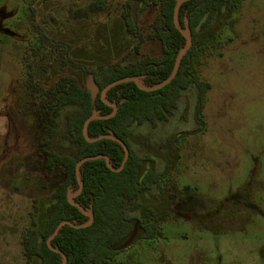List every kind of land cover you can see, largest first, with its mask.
I'll list each match as a JSON object with an SVG mask.
<instances>
[{"label": "rangeland", "instance_id": "obj_1", "mask_svg": "<svg viewBox=\"0 0 264 264\" xmlns=\"http://www.w3.org/2000/svg\"><path fill=\"white\" fill-rule=\"evenodd\" d=\"M99 1L0 0V264H25L22 235L34 207L41 220L60 181L54 175L42 189L29 83L47 88L61 76H82L71 67L50 68L56 51L48 44L69 46V56L87 66L160 55L156 42L135 51L137 41L121 21L126 0H106L104 10L84 16ZM153 16H143L144 32ZM40 32L47 47L34 56ZM205 36L193 73L209 87L202 132L169 141L197 127L193 88L168 122L132 130L136 153L169 172L162 190L142 195L137 212H154L156 238L120 251L116 264H264V0H240L237 11L215 20Z\"/></svg>", "mask_w": 264, "mask_h": 264}, {"label": "trees", "instance_id": "obj_2", "mask_svg": "<svg viewBox=\"0 0 264 264\" xmlns=\"http://www.w3.org/2000/svg\"><path fill=\"white\" fill-rule=\"evenodd\" d=\"M106 3L101 0L90 5L84 16L104 10ZM239 3L240 0H189L180 6L175 23L176 0H126L121 7V21L125 33L137 41L135 51L139 53L145 42H156L160 46L159 56L142 57L128 64L82 65L69 56V46L48 44L56 51L54 64L48 63L49 67L74 68L80 71L82 80L64 75L47 88L35 81L29 83L31 113L38 123L34 146L38 168L44 177L42 189L48 187L54 175L59 176L60 181L49 197L41 220L35 219L37 209L34 207L30 228L22 235L20 245L25 264H62L61 255L47 247L48 238L62 221L74 225L88 223L89 218L68 202V195L79 191L76 165L87 157L105 156L110 167L104 159L88 161L80 167L83 189L73 202L85 212H91L94 220L80 229L63 226L52 240L51 246L64 255L66 264H116L118 248L129 238L136 223L138 233L133 243L156 238L158 220L154 212L146 210L142 216H137V212L143 210L142 195L155 188L162 190L169 171H157L151 157L136 153L131 143L132 130L144 124L155 129L168 122L182 94L193 88L196 90L194 120L197 127L188 133H177L169 141L202 132L204 98L209 87L193 75L196 59L206 47L203 38L206 39L210 25L222 17L229 19ZM150 11L154 16L144 32L141 20ZM186 28L191 47L181 58L175 78L160 89L146 90L171 75L186 45L179 29ZM46 47L47 37L40 32L33 55L41 54ZM32 77L29 73V78ZM123 78H135L139 84L122 83L108 89L103 96L108 85ZM90 84L98 91L96 97L92 96ZM112 105L116 112L109 117L113 113ZM92 115L102 119L89 123L85 137L84 123ZM101 136H112L127 146L129 156L120 172L111 168H120L125 157L123 147L110 139L88 141Z\"/></svg>", "mask_w": 264, "mask_h": 264}, {"label": "water", "instance_id": "obj_3", "mask_svg": "<svg viewBox=\"0 0 264 264\" xmlns=\"http://www.w3.org/2000/svg\"><path fill=\"white\" fill-rule=\"evenodd\" d=\"M187 1H189V0H176V5H175V9H174V20H175V23L177 22V14H178V10H179L180 6H181L183 3L187 2ZM177 26H178V25H177ZM179 31H180L181 35L185 38V40H186V45H185V48L183 49V51L178 55V57H177V59H176V61H175V65H174V68H173V71H172L171 75L168 77V79H166L165 81H163V82L160 83L159 85H157V86H155V87H152V88H148V89H146V90H148V91H152V90L160 89V88L166 86L168 83H170V82L175 78V76H176V74H177V72H178V68H179V65H180V60H181V58L183 57V55H184V54L189 50V48L191 47V39H190V34H189L188 29H187V28H186V29H179ZM126 82H135L136 84H139V83H138V80L135 79V78H123V79H120V80L115 81V82L111 83L110 85H108V86L105 88V90L103 91V93H102L103 96H104L105 92H106L108 89H110V88H112V87H115V86H117V85H119V84L126 83ZM89 89L91 90L92 96H93V97H96V96H97V93H98L96 87H95L93 84H90V85H89ZM112 108H113V113H112L109 117H111V116L116 112V107L112 105ZM99 118L102 119L101 117H97L96 115H92L91 117H89V118L85 121V123H84V127H83V134L85 135V137H86V135H87V127H88L89 123H90L91 121L96 120V119H99ZM105 118H108V117H105ZM101 139H110V140H113V141L117 142L118 144H120V145L123 147V149H124V151H125V157H124V160H123V162H122L120 168H119V169H116V170H114V169L111 168V170L114 171V172H120V171L124 168L125 163H126V161H127V158H128V156H129V151H128L127 146H126L121 140H119V139H117V138H114V137H112V136H101V137H98V138H96V139H94V140H88V141H89V142H94V141H98V140H101ZM99 159H104V160L106 161L107 166L110 167L109 162H108V159H107L105 156H102V155H99V156H93V157H87V158H84V159L80 160V161L77 163V165H76V171H75V172H76V177H77V179H78V183H79V191H78L77 193H75V194H69V195H68V202H69L71 205L78 207V208H79V209H80V210H81V211H82V212H83V213L89 218L88 223L85 224V225H74V224H72V223H70V222H68V221H62V222H60V223L57 225V227L54 229L53 233L50 235V237H49L48 240H47V243H46V244H47V247H48L50 250L54 251L55 253H58V254L61 255V257H62V259H63L62 264H66V258L64 257V255H63L60 251L54 249V248L51 246V242H52V240L57 236V234L59 233V230H60L63 226H66V225H67V226H70V227H73V228H76V229H80V228H84V227L90 225V224L93 222V220H94L93 214H92L91 212H85L80 206H78L77 204H75V203L73 202V198H74L75 196H77V195L82 191V189H83V184H82V182H81V180H80V178H79L80 167H81L85 162H88V161H94V160H99ZM137 233H138V224L136 223V224L134 225V227H133V230H132L131 235H130L129 238H128V239H127V240H126V241H125V242H124V243L118 248V251H123V250L127 249L128 247H130V246L132 245L133 241L135 240V238H136V236H137Z\"/></svg>", "mask_w": 264, "mask_h": 264}, {"label": "flooded vegetation", "instance_id": "obj_4", "mask_svg": "<svg viewBox=\"0 0 264 264\" xmlns=\"http://www.w3.org/2000/svg\"><path fill=\"white\" fill-rule=\"evenodd\" d=\"M146 241H152V240H146ZM133 244V243H132Z\"/></svg>", "mask_w": 264, "mask_h": 264}]
</instances>
